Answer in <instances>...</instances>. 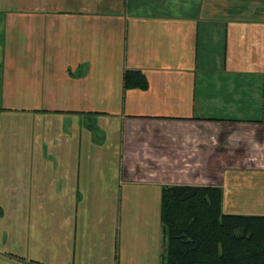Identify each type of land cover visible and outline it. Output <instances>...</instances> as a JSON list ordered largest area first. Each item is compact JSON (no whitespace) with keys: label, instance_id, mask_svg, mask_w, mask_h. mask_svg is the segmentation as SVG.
<instances>
[{"label":"crops","instance_id":"0c3cea01","mask_svg":"<svg viewBox=\"0 0 264 264\" xmlns=\"http://www.w3.org/2000/svg\"><path fill=\"white\" fill-rule=\"evenodd\" d=\"M24 4L0 12V264H161L164 186L264 215V0Z\"/></svg>","mask_w":264,"mask_h":264},{"label":"trees","instance_id":"16d2710c","mask_svg":"<svg viewBox=\"0 0 264 264\" xmlns=\"http://www.w3.org/2000/svg\"><path fill=\"white\" fill-rule=\"evenodd\" d=\"M125 87H145V75L125 70ZM221 189L164 186L161 264H264V215L224 213Z\"/></svg>","mask_w":264,"mask_h":264},{"label":"rangeland","instance_id":"374dc122","mask_svg":"<svg viewBox=\"0 0 264 264\" xmlns=\"http://www.w3.org/2000/svg\"><path fill=\"white\" fill-rule=\"evenodd\" d=\"M21 1H23L22 2L23 4H18V5H15V6L14 5H4V6H0V12L4 13L5 10H8V11H11L12 10L10 13H17L19 15L25 14V13L29 12V10H30L29 8L31 6L25 5L24 4L25 0H21ZM7 105H8V102H5V101L4 102H1L0 101V123L2 121V124H6V126H9L10 123H8V120L10 118V121L11 120L13 121V122H11V124L12 123L14 124L12 126V129L15 131L16 128H17L16 126H18V124H20V123H18V120L16 119L17 117H16L15 112H14L15 110L10 109ZM8 111L14 113V115L8 116V117H5L4 115L3 116L1 115V112H5L6 113ZM10 128H7V129H9V132L6 133L7 138H10L12 136H15V133L13 132V130L10 132ZM21 167H24V166L23 165H18L17 166V168H21ZM18 172L23 173V170H20Z\"/></svg>","mask_w":264,"mask_h":264}]
</instances>
